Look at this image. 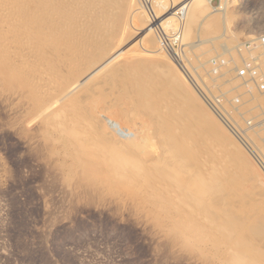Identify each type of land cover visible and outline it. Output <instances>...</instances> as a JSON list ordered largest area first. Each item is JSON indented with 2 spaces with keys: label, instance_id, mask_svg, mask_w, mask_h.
<instances>
[{
  "label": "bare ground",
  "instance_id": "bare-ground-1",
  "mask_svg": "<svg viewBox=\"0 0 264 264\" xmlns=\"http://www.w3.org/2000/svg\"><path fill=\"white\" fill-rule=\"evenodd\" d=\"M180 1L176 23L156 15L164 2L0 0V87L84 195L142 205L210 264H264V179L159 33L192 47L219 18ZM232 89L264 104L253 82Z\"/></svg>",
  "mask_w": 264,
  "mask_h": 264
},
{
  "label": "rangeland",
  "instance_id": "rangeland-1",
  "mask_svg": "<svg viewBox=\"0 0 264 264\" xmlns=\"http://www.w3.org/2000/svg\"><path fill=\"white\" fill-rule=\"evenodd\" d=\"M138 1L144 10L147 6L153 9L150 2H164L162 8L154 7L162 19L169 15L172 20L185 13V3L180 0ZM204 1L203 15L211 16L210 21L219 18L220 22L210 23L213 28L208 37L196 33L188 41L195 44L191 47L180 40L178 27L168 31L170 36L159 33L165 44L177 51L179 59H187L196 80L191 82L184 71L192 91L264 179V172L201 94L221 96L223 106L240 126L250 122V138L264 153V104L249 100L242 90L232 89L249 82L236 76V67L250 56V52L238 51V46L264 35V0ZM176 17L173 20L177 23ZM252 54L264 70L262 52ZM224 65H228L226 74L231 80L229 75L221 76ZM6 92L0 87V264H210L175 242L164 220L148 214L142 205L128 199L84 195L82 188L66 181L56 156L43 148L32 130L17 121L14 98Z\"/></svg>",
  "mask_w": 264,
  "mask_h": 264
},
{
  "label": "built area",
  "instance_id": "built-area-1",
  "mask_svg": "<svg viewBox=\"0 0 264 264\" xmlns=\"http://www.w3.org/2000/svg\"><path fill=\"white\" fill-rule=\"evenodd\" d=\"M262 52L264 56V35H260L251 40L245 41L238 46V51L250 52V56H247L242 63L236 67V76L241 80L253 82L256 88L264 89V70L257 64V61L252 56V52ZM178 61V56H175ZM176 59V60H177ZM217 62V60H215ZM214 68L216 73L217 69ZM260 75V76H256ZM203 99L209 106L211 111L218 117V119L224 124V126L237 138L243 148L253 158L257 165L264 172V153L260 150L257 145L251 140L249 127L250 122L247 123L246 127L240 126L236 121L231 112H229L223 106V100L221 96L214 95L211 93H202Z\"/></svg>",
  "mask_w": 264,
  "mask_h": 264
}]
</instances>
